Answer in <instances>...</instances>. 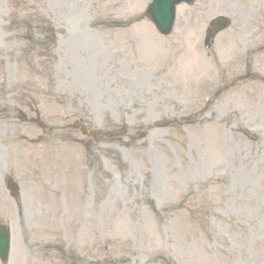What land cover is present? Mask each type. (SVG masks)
Wrapping results in <instances>:
<instances>
[{"label": "rangeland", "instance_id": "rangeland-1", "mask_svg": "<svg viewBox=\"0 0 264 264\" xmlns=\"http://www.w3.org/2000/svg\"><path fill=\"white\" fill-rule=\"evenodd\" d=\"M146 1L0 0V111L5 115L0 117L8 120L0 126L1 142L16 133L13 108L25 91L41 97L54 117H79L86 130L111 133L110 145H98L102 157L93 165L89 137L78 128L77 150L69 142L66 154L51 156L63 172L28 187L22 217L5 207L4 219L11 216L10 263L264 262V128L258 126V135L244 130L248 120L264 115V90L252 92L253 83L226 90L225 79L234 75L232 23L218 37L211 59L200 51V32L228 0L180 5L175 38L158 35L143 18ZM38 23L51 24L53 34L29 29ZM14 24L21 29L12 42ZM90 48L100 60L97 75L101 66L121 70L119 99L109 96L113 84L94 92L77 83L73 61L81 62ZM59 60L64 72L54 76ZM190 73L205 82L224 80L225 88L213 95L209 85L197 88L211 98L205 105L194 99L193 87L168 85ZM55 84L74 86L56 91ZM256 98L260 101L253 103ZM25 149L35 172L46 175L38 143Z\"/></svg>", "mask_w": 264, "mask_h": 264}]
</instances>
